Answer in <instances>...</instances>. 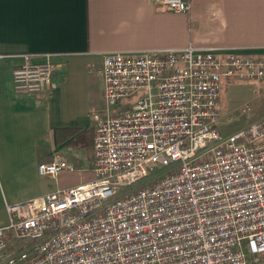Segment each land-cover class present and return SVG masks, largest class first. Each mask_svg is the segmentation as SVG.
I'll use <instances>...</instances> for the list:
<instances>
[{
  "label": "built area",
  "instance_id": "2783aa9c",
  "mask_svg": "<svg viewBox=\"0 0 264 264\" xmlns=\"http://www.w3.org/2000/svg\"><path fill=\"white\" fill-rule=\"evenodd\" d=\"M155 9L187 13L190 4L156 0ZM88 69L104 100L89 111L93 178L7 204L0 264H258L264 117L227 137L218 121L224 82L264 90V56L188 46L107 52ZM52 77L48 58L25 56L13 91L40 95ZM152 164L164 172L136 186ZM76 171L85 170L64 159L37 166L40 177Z\"/></svg>",
  "mask_w": 264,
  "mask_h": 264
},
{
  "label": "crops",
  "instance_id": "0c3cea01",
  "mask_svg": "<svg viewBox=\"0 0 264 264\" xmlns=\"http://www.w3.org/2000/svg\"><path fill=\"white\" fill-rule=\"evenodd\" d=\"M155 1L0 0V211L72 187L62 182L66 172L40 177V162L64 159L93 178L89 111L104 100L88 65L99 64L102 54L192 46L264 56V0H187V13L157 11ZM25 56L49 59V91H13L12 70ZM256 262L264 264V255Z\"/></svg>",
  "mask_w": 264,
  "mask_h": 264
},
{
  "label": "rangeland",
  "instance_id": "374dc122",
  "mask_svg": "<svg viewBox=\"0 0 264 264\" xmlns=\"http://www.w3.org/2000/svg\"><path fill=\"white\" fill-rule=\"evenodd\" d=\"M232 87L228 92H222L220 101V118L218 121V130L222 137H227L231 134L243 129L250 122L256 121L264 117V90L258 95L255 84L233 80ZM126 104L125 101L121 102ZM248 105V106H246ZM160 171V172H159ZM164 172L159 165L152 164L148 167V177L136 184V186L149 183L156 175ZM62 182L72 184V186L90 180L91 174L85 173H70L66 172ZM77 181L78 184H74ZM6 213L0 211V221H6Z\"/></svg>",
  "mask_w": 264,
  "mask_h": 264
},
{
  "label": "trees",
  "instance_id": "16d2710c",
  "mask_svg": "<svg viewBox=\"0 0 264 264\" xmlns=\"http://www.w3.org/2000/svg\"><path fill=\"white\" fill-rule=\"evenodd\" d=\"M92 131H93V130H92ZM89 133H90V131L87 132V134H89Z\"/></svg>",
  "mask_w": 264,
  "mask_h": 264
}]
</instances>
